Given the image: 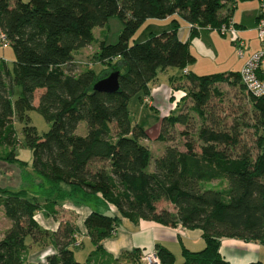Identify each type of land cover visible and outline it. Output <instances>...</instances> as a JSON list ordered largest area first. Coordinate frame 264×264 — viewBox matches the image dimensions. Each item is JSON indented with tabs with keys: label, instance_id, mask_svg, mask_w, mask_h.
Masks as SVG:
<instances>
[{
	"label": "trees",
	"instance_id": "1",
	"mask_svg": "<svg viewBox=\"0 0 264 264\" xmlns=\"http://www.w3.org/2000/svg\"><path fill=\"white\" fill-rule=\"evenodd\" d=\"M243 1L251 0H0V34L15 54L11 69L0 60V148H9L0 160L25 167L16 159L15 122L25 123L22 145L32 152L26 187L0 188V206L10 222L0 239V264H28L34 245L55 249L46 264H81L73 253L75 225L60 221L58 230L49 232L35 216L55 217L61 203L88 205L98 195L133 223L201 231L204 248L182 247L181 264H229L220 255L223 239L264 246V96L245 93L256 133L251 150L240 138V125H228L212 104L220 83L240 84L244 90L239 73L196 76L187 71L196 62L189 41L199 29L229 25L237 2ZM173 16L191 26L189 40L179 39L176 19L165 29L148 26L142 38L133 40L146 21ZM112 18L121 24L117 41H101L91 59L102 70L78 71L74 53L91 46L94 30ZM168 68L181 71L186 85L180 82L174 90H183L181 104L189 99L190 105L180 104L162 119L156 141L167 146L150 172L151 151L143 142L151 137L131 123L128 103L134 97L143 103L149 84ZM112 71L119 72L118 91L94 92L95 82ZM31 110L50 125L43 136L28 124ZM80 122L87 125L84 137L76 134ZM175 126L183 127V151L170 144L172 137H164ZM212 182L216 187H210ZM160 202L172 210L159 209ZM118 220L94 210L87 216L84 226L95 250L83 264H92ZM156 251L160 264H175L166 248L157 245Z\"/></svg>",
	"mask_w": 264,
	"mask_h": 264
},
{
	"label": "rangeland",
	"instance_id": "2",
	"mask_svg": "<svg viewBox=\"0 0 264 264\" xmlns=\"http://www.w3.org/2000/svg\"><path fill=\"white\" fill-rule=\"evenodd\" d=\"M22 2H27L28 0H21ZM237 9L235 10H250L256 6V2H248L246 5H241L240 2H237ZM160 20H148L146 23L138 30L134 35L133 40L142 38L145 29L148 26L153 25V30H157L160 25ZM200 30V29H199ZM121 31V24L117 18L110 19L106 25L102 28H96L94 30L95 40L91 46L82 49L79 53H74L75 62H77L80 67L78 71H81L85 68H91L97 74L102 70V66L99 64H94L91 60L99 50V43L103 40L108 43H115ZM200 32V31H199ZM190 35V33H189ZM197 36H194L196 38ZM200 37L204 39V42L211 46L209 42V37L212 39L213 44L216 49V54L202 55L198 52V48L193 47L194 53L197 55L196 63H194L193 68L191 67V72L197 76H207V75H216V74H227L229 72H237L240 70V65L243 63L244 59H241L238 55L237 48L234 47L233 37L231 34L228 36H222L218 31H201ZM246 38H253L254 33L248 32ZM190 38V37H189ZM188 38V40H189ZM133 42V41H132ZM259 45L257 33L255 39L251 42V46L254 47L255 43ZM15 54L10 45L3 46L0 44V60L5 62L7 66L11 69L14 62ZM250 58V57H249ZM248 58V59H249ZM244 65V64H243ZM242 69V68H241ZM182 73L176 68H168L165 72L159 73L158 82L155 85L156 88L152 90L154 94L155 91L160 92L158 94L156 105L153 109L147 107L146 104H149V96L147 100L145 99L141 103L136 97L132 98L128 110L130 112V120L133 125H139L144 129L149 136L151 137L145 144L148 145L151 151V160L148 170L150 172L154 169V162L160 158L165 150L167 144L162 141H156L158 134L161 131L160 122L162 117L165 115H170L173 112H177L178 106L181 104V96L183 90H174L172 85L169 83V78L172 77L177 79V82H184V79L181 80ZM216 88L219 92V96H214L212 99V104L217 108V114L220 118H224L228 125H240L239 130L241 132L240 138L245 143L249 149L254 150L256 133L254 129L251 128V102L250 99L245 94L244 90L241 88L240 84L223 82L216 85ZM20 92V88L16 89V95L14 99H17V95ZM41 91L35 93L34 106L37 105V98L40 96ZM190 105V100L188 99L184 103L185 109ZM26 116L29 118V126L34 127L37 131L38 136H43L48 130L50 125L45 121V119L35 110L29 111ZM196 119H194L193 123ZM197 127L199 122L195 123ZM17 138L19 140L18 146H16V159L25 165L24 170L20 164H11L6 161L0 160V188L19 190L20 188L26 187L24 183V177L28 176L31 173L27 171H32V152L29 148L22 145L23 137L21 134L22 129L25 127V123L15 122L14 124ZM183 130V127L175 126L172 128H167L164 133V137L170 138L173 140L170 142L171 145L178 147L181 151L184 150L183 143L184 138H182L179 133ZM76 134L78 136L84 137L87 134V125L85 122H80L76 129ZM9 148H0V155L5 151H8ZM33 179V178H32ZM35 184H38V180H34ZM217 183L212 182L210 187H216ZM94 211L103 213L104 203L97 198H93L90 203H88ZM159 209H170L172 207L165 202H160L158 205ZM105 213V212H104ZM67 218V217H66ZM66 221V220H65ZM10 227V222L6 220L3 215V208L0 206V239L2 238L5 231ZM30 240L28 239L27 242ZM86 245V244H85ZM260 257L261 262L264 263V246H260ZM40 249L38 247L30 246V253L34 254ZM87 248L81 246L79 248H74L73 253L75 260L81 264L86 262ZM88 253V252H87ZM38 255L37 253L32 255L31 258ZM259 262V261H258ZM180 264L179 262H177ZM28 264H36L33 259H30ZM39 264V263H38Z\"/></svg>",
	"mask_w": 264,
	"mask_h": 264
},
{
	"label": "crops",
	"instance_id": "3",
	"mask_svg": "<svg viewBox=\"0 0 264 264\" xmlns=\"http://www.w3.org/2000/svg\"><path fill=\"white\" fill-rule=\"evenodd\" d=\"M253 1L256 2L255 7L250 10H234L231 19L234 24V28L237 30L238 38L241 39L245 44L244 55L241 58L244 59V61L240 65V70L243 67V64L248 60V58L259 49V45L257 44V42L255 43L254 47L251 46V42L256 37L255 27L258 15V1L251 0L243 1L240 3L241 5H246V3ZM237 4L236 9L238 8ZM173 19L178 20L180 24V28L178 30L179 39L182 42L187 41L189 38L190 26L177 16H173L165 20H160L161 23L158 26V29L168 28L171 20ZM207 30L208 29H201L199 31L201 32ZM251 31L252 33H254V37L246 38L245 35L247 36L248 32ZM200 32L196 38H192L189 41L190 52L196 60L197 55L194 53L193 47L198 48V52L202 53V55L211 54L213 56L214 53L216 54V49L212 39L210 37L208 38L209 42H211V46L207 45L204 42V39L200 37ZM230 44L233 43L230 42ZM80 51L76 52V54ZM240 70H238L237 72L239 73ZM187 71L191 72V67L187 68ZM191 73L194 74L193 72ZM157 82L158 76L153 82L149 84L150 93L148 96L150 98L149 104L146 105L150 109H153L155 107L158 94H160V92L157 91H155L154 94L152 93V90L156 88L155 85L157 84ZM169 83L170 85H172L173 89H175V87L179 85L178 82L172 80V77L169 78ZM182 94H184V91H182ZM143 99L145 100V97ZM186 102L187 100L184 103ZM184 103H182L181 106H183ZM167 116L169 115H165L164 117ZM164 117H162L161 119H163ZM159 124L161 125V122ZM143 143L145 144V141ZM145 145L148 147L147 144ZM97 199L104 203L105 213L103 212L102 214L118 217L119 224L113 236L102 241L101 250L93 257L92 264H143V262L140 260L142 254L152 252L156 253L157 245L166 248L174 255L175 264H178L177 262L181 264L184 260L182 256V247L192 252H197L204 248L205 244L201 236V231L199 230H187L181 225H177L174 228L165 227L155 222L144 220H140L138 223H133L125 218L120 217L115 207L104 202L101 199L100 195L97 196ZM56 211L57 214L55 217H47L43 215V213H37V215L35 216V220L43 229L49 232H56L58 230L60 221L69 220L70 222H72L76 227L77 241L79 242L80 247L84 246L87 248L88 253L86 252L85 258L86 260L89 259V256L94 252L95 247L87 236L84 221L87 216L93 211V208L90 205H75L72 202L66 201L57 206ZM260 251V245L257 244L244 243L242 241L234 239L221 240L220 255L229 264H250L258 261L261 262ZM30 252L31 251L29 249L27 259L28 261L30 259H33L36 264H46L47 257L56 253L53 247H47L45 249L37 251L36 253L38 255L31 258V256L36 253L32 254Z\"/></svg>",
	"mask_w": 264,
	"mask_h": 264
},
{
	"label": "built area",
	"instance_id": "4",
	"mask_svg": "<svg viewBox=\"0 0 264 264\" xmlns=\"http://www.w3.org/2000/svg\"><path fill=\"white\" fill-rule=\"evenodd\" d=\"M258 1V15L256 22V33L259 41V49L244 63L242 69L239 72V80L244 91L248 96L254 98H261L264 96V0ZM191 29V26L189 27ZM218 32L222 36L231 34L233 37V45L237 48L240 58L244 55V42L238 38L237 30L234 28L233 22L227 26L221 27ZM0 44L3 46L9 45L7 37L0 34ZM187 74L186 71L183 72ZM185 94H182L181 98ZM147 100V97L145 98ZM77 241V237H76ZM76 248L80 246L77 241L74 245ZM143 264H160L159 258L156 253H143L141 256Z\"/></svg>",
	"mask_w": 264,
	"mask_h": 264
},
{
	"label": "water",
	"instance_id": "5",
	"mask_svg": "<svg viewBox=\"0 0 264 264\" xmlns=\"http://www.w3.org/2000/svg\"><path fill=\"white\" fill-rule=\"evenodd\" d=\"M119 89V72L112 71L107 76L97 80L93 85V91L99 93L114 94Z\"/></svg>",
	"mask_w": 264,
	"mask_h": 264
}]
</instances>
